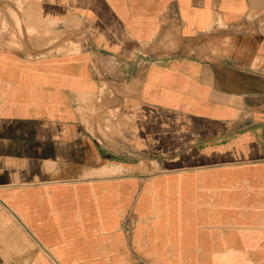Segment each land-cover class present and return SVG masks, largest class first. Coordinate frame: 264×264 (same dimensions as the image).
<instances>
[{"label": "crops", "instance_id": "obj_1", "mask_svg": "<svg viewBox=\"0 0 264 264\" xmlns=\"http://www.w3.org/2000/svg\"><path fill=\"white\" fill-rule=\"evenodd\" d=\"M26 1L82 49L0 41V264H264V0Z\"/></svg>", "mask_w": 264, "mask_h": 264}, {"label": "rangeland", "instance_id": "obj_2", "mask_svg": "<svg viewBox=\"0 0 264 264\" xmlns=\"http://www.w3.org/2000/svg\"><path fill=\"white\" fill-rule=\"evenodd\" d=\"M27 5L26 0H0V41L4 40L5 43L20 48L26 41L33 47L38 46L40 48L43 45H49L48 49L55 50L52 53H76L82 49V39H74L71 35L47 36V31L31 27L29 24L30 14L26 11ZM25 14L27 19L24 17ZM43 50L47 49L44 47ZM29 54L31 57H35L38 52H29ZM103 59L105 58L101 56L95 57L91 63L92 72L97 76L113 73L118 67V65ZM109 59L107 58V60ZM108 87V84L102 83L94 92L84 85L80 96L81 118L91 130L97 128L106 136L108 133L121 135L123 125H121V120L118 117V110L111 109V106L106 104L104 100L107 92L111 93V88ZM128 150L132 151L131 149ZM139 168L148 174L157 170L156 167H149L146 163L140 164ZM115 172L119 173L121 170L117 169Z\"/></svg>", "mask_w": 264, "mask_h": 264}]
</instances>
